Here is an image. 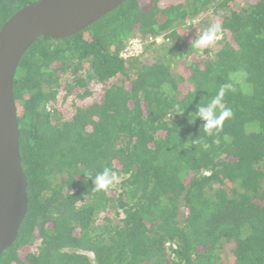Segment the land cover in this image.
<instances>
[{
  "label": "trees",
  "instance_id": "1",
  "mask_svg": "<svg viewBox=\"0 0 264 264\" xmlns=\"http://www.w3.org/2000/svg\"><path fill=\"white\" fill-rule=\"evenodd\" d=\"M37 1L0 0V31ZM150 36L164 42L120 58ZM225 83L233 115L209 136L197 105ZM14 96L29 203L0 264H264V0H127L39 38ZM104 168L121 181L95 191Z\"/></svg>",
  "mask_w": 264,
  "mask_h": 264
},
{
  "label": "water",
  "instance_id": "2",
  "mask_svg": "<svg viewBox=\"0 0 264 264\" xmlns=\"http://www.w3.org/2000/svg\"><path fill=\"white\" fill-rule=\"evenodd\" d=\"M127 0H39L0 31V259L16 242L28 212L14 79L26 51L41 37L69 38Z\"/></svg>",
  "mask_w": 264,
  "mask_h": 264
},
{
  "label": "clouds",
  "instance_id": "3",
  "mask_svg": "<svg viewBox=\"0 0 264 264\" xmlns=\"http://www.w3.org/2000/svg\"><path fill=\"white\" fill-rule=\"evenodd\" d=\"M221 34V25L217 22L203 33L198 34L197 38L192 41L191 47L203 50L219 40ZM245 75L246 73L241 71L234 74L231 78L239 79ZM226 91H235V88L231 83H225L220 87L217 95L212 98L209 103L206 105H197V111L195 112L196 119L199 118L204 122V131L209 136L214 134V130L218 132L222 128L225 119H228L233 115L232 110L230 108H224L222 104ZM204 147L207 148L208 145L205 144ZM85 177L86 179H91L90 176ZM92 181L94 185L93 189L95 191L106 190L110 186H113L114 181H117V175L109 168H104V170L98 173Z\"/></svg>",
  "mask_w": 264,
  "mask_h": 264
},
{
  "label": "built area",
  "instance_id": "4",
  "mask_svg": "<svg viewBox=\"0 0 264 264\" xmlns=\"http://www.w3.org/2000/svg\"><path fill=\"white\" fill-rule=\"evenodd\" d=\"M164 42L162 36L153 37L150 36L147 39L139 37H133L127 41L125 46L120 52V58L122 60H129L132 58H138L145 53V49L149 44H161Z\"/></svg>",
  "mask_w": 264,
  "mask_h": 264
},
{
  "label": "rangeland",
  "instance_id": "5",
  "mask_svg": "<svg viewBox=\"0 0 264 264\" xmlns=\"http://www.w3.org/2000/svg\"><path fill=\"white\" fill-rule=\"evenodd\" d=\"M64 80L67 82V83H72L73 82V77L70 76V73H68L66 76H64ZM62 98V96H61ZM60 98V100H61ZM60 103V101H59ZM121 181V179H118L117 183H119Z\"/></svg>",
  "mask_w": 264,
  "mask_h": 264
}]
</instances>
